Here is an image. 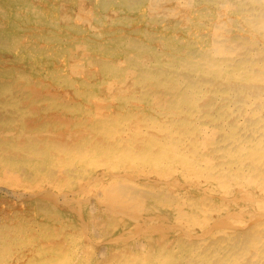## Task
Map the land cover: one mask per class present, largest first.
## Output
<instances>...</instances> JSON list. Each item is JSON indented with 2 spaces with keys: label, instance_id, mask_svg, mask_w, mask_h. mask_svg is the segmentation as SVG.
<instances>
[{
  "label": "bare ground",
  "instance_id": "6f19581e",
  "mask_svg": "<svg viewBox=\"0 0 264 264\" xmlns=\"http://www.w3.org/2000/svg\"><path fill=\"white\" fill-rule=\"evenodd\" d=\"M14 1L13 20L0 11V69L11 57L25 73L0 110L44 72V106H64L72 139L56 148L69 166L39 177L77 180L70 202L114 199L89 205L94 236L116 215L136 224L119 227L116 258L95 257L264 264V0Z\"/></svg>",
  "mask_w": 264,
  "mask_h": 264
},
{
  "label": "rangeland",
  "instance_id": "374dc122",
  "mask_svg": "<svg viewBox=\"0 0 264 264\" xmlns=\"http://www.w3.org/2000/svg\"><path fill=\"white\" fill-rule=\"evenodd\" d=\"M14 4V0H0V11L4 12L5 19H14L11 13ZM6 22L2 26H5ZM26 25L31 26V23L28 22ZM2 26L0 32L5 33ZM23 73H25L23 68L18 67L11 57L2 61L0 96L12 87L18 88L16 83L21 80ZM27 76L29 82L22 86L24 95L21 96L19 105L12 104L6 111L0 110V264H26L36 257L45 260V264H83L80 260L95 257L99 252L108 249L109 253L106 255L114 256L117 249L119 255L125 246L116 238L119 227L123 229L128 226L134 227L135 221L123 216H114L109 223L103 222L105 237L103 234L94 236L89 222L90 216L97 218L94 209L103 210V207L106 208L114 201L112 197L105 196L104 201L102 197L103 202L97 197L90 199L91 201H84L83 204L70 202L67 198H74L77 180L66 179L67 181L58 183L51 177L50 180L43 182L39 177L43 176L44 172L50 173L69 166L70 161L63 157L59 158L56 148L58 145L62 147L70 145L72 136L67 126H63L66 119L64 106L51 108L44 106L42 96L54 89L53 81L46 78L44 72L27 73ZM84 118L85 116L80 117L78 122ZM6 131L8 134H3L7 133ZM87 133L88 131L84 129L83 134ZM44 148L50 151L49 155L43 154ZM39 191L43 192L40 194ZM91 204L94 215H90ZM84 206H88V211ZM165 215L169 214L161 216ZM158 234H161L159 235L161 239L166 236L173 237L172 231ZM136 239L139 241L143 236L138 234ZM134 242L136 241L132 242V247H135ZM104 259V256L95 257L91 264H96L95 262L105 264Z\"/></svg>",
  "mask_w": 264,
  "mask_h": 264
}]
</instances>
